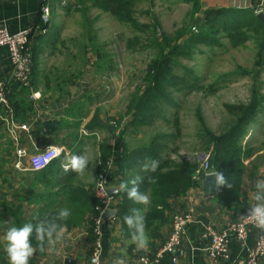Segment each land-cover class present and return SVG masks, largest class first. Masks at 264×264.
Segmentation results:
<instances>
[{
  "label": "trees",
  "instance_id": "16d2710c",
  "mask_svg": "<svg viewBox=\"0 0 264 264\" xmlns=\"http://www.w3.org/2000/svg\"><path fill=\"white\" fill-rule=\"evenodd\" d=\"M66 6L61 7L64 11H69L72 6H84L91 3L93 6H100L103 11L109 12L117 20L127 23L132 29L138 32L132 37L131 44L140 45V47L151 48L153 56L150 58L146 67L145 84L143 88H138L130 96L125 114L129 116L128 122H125L124 128L120 136L115 139L116 143L110 144L107 141L96 143L97 148V164L95 172L97 174L102 170H108L109 161L116 156L119 169H123V160L126 156L137 157L138 162L142 161L145 156L153 158L159 162L156 172L151 173V179L142 172L139 175L144 176V180L140 183L139 188L142 193L149 195L148 211L153 221L160 218L165 221V213L168 208V199L173 196L185 194L188 189L200 182V179L194 178L195 170L200 166L201 161L170 159L167 156V145L162 141V137H170L171 134L162 132L154 133L148 144L142 147L129 150L123 140L117 143L118 139L123 137L125 129L128 127L134 130H142L150 126L153 118L161 115L158 110L159 103L165 102L176 105L170 96L167 88L176 85L181 81V77L173 73V67L178 64L180 57L188 58L196 51L198 45L205 44L207 46H215L220 44V36L228 39L231 46L243 45L247 41H252L258 47L257 59L254 64L255 69L237 70L236 74L250 75L252 77V85L250 97L246 103L225 104L224 108L232 116V119L220 133L216 134L210 130L200 111L196 112L198 127L196 135L198 137V149L206 154V158L210 165V169L215 172H222L228 183L232 187L220 186L217 196L221 203L229 205L236 201L237 194L241 185V181L246 170L245 159L250 157L255 148L243 144L242 141L250 124L256 122L257 115L264 111V94L261 93L263 81L260 80V74L264 72V50L260 51L261 43L264 36V24L257 17L252 9L239 8H209L203 12V17L196 24L195 32L189 30V26L178 28L173 35L160 33L158 35V19L151 18V23H140L134 17L135 5L141 0H72ZM192 2V18L198 10V4L195 0ZM87 8L82 9L85 13ZM88 22V19L86 18ZM92 21L89 20L88 29L84 35L83 42L80 44V56L83 60V68L88 64H92L96 70L103 67L102 62L109 59V55L97 41V35L90 28ZM51 35L38 36L32 44V64L30 86L24 87L17 83L12 84L9 99L14 108L16 117L20 120H26L30 113H33V106L30 100V92L38 87L41 83L40 77H44L40 68V56L42 48L45 44L52 42V47L58 41L59 28L56 22L51 27ZM54 42V43H53ZM143 42V43H142ZM108 57V59H107ZM81 72V71H80ZM201 90L203 87L195 82L187 85V88ZM209 92L216 90V82L208 85ZM31 111V112H30ZM76 119L80 121L85 117L86 113L76 112ZM164 116V115H163ZM167 120V119H165ZM78 124V122H76ZM175 128V133L179 132L178 115L174 113L171 121ZM114 124L119 127L120 122ZM98 116L89 120L86 128L92 129L99 127ZM46 127V128H45ZM57 127L51 122L45 123L43 127H37L36 133L52 132ZM58 131L55 130L53 132ZM76 137V133H75ZM95 135L89 134V139H94ZM123 139V138H122ZM264 146V145H263ZM74 155L85 154V143L82 139L74 146H67ZM63 153L53 159L46 167L32 171L31 191L36 185L38 190L28 192L26 196L27 202H32L36 209L28 219L21 216V210L4 209L11 216L12 221L6 225V230L12 226H22L26 222L33 224L39 221H49L55 217L58 210L68 208L71 210L70 217L61 222L65 226L72 227L87 221L91 226L94 215V205L98 203V199L94 195L92 184L86 185L81 175L73 172L71 169L64 170ZM3 159V158H2ZM0 158V172L4 161ZM259 161L264 162V151L256 157ZM96 179V178H95ZM95 182V181H94ZM43 187V191H41ZM31 193V194H30ZM121 201L118 205V217L122 224L128 229L124 223V216L130 214V209L137 208L139 204L130 201L125 193H120ZM24 199L22 198V201ZM1 211L0 221L3 223L7 217ZM155 217V218H153ZM128 232L129 229H128ZM33 246L36 247V241L33 237ZM39 250L35 252L30 259L32 264L35 255L39 254ZM2 254L6 255L4 248Z\"/></svg>",
  "mask_w": 264,
  "mask_h": 264
},
{
  "label": "crops",
  "instance_id": "0c3cea01",
  "mask_svg": "<svg viewBox=\"0 0 264 264\" xmlns=\"http://www.w3.org/2000/svg\"><path fill=\"white\" fill-rule=\"evenodd\" d=\"M55 0L51 5V18L50 25L45 34V38L50 35L51 27L56 13L58 10H62L61 7L66 6L72 0ZM159 4L170 7H182L188 6L189 13L192 11L191 0H158ZM198 4V10L191 18V24H198L203 17V12L209 8H239V9H252L257 15L259 11L264 12V0H195ZM42 0H0V26H4L10 33L17 32L25 27H32L36 39L39 34V30L43 27L44 22L40 17ZM139 2L136 3V5ZM63 11V10H62ZM190 16V14H189ZM88 65H86V68ZM87 71L85 70L82 77L74 78L69 77L67 80L75 84L76 89H58L57 92H50L49 90L42 91L38 87L30 92V100L33 106V113L29 114L26 120L20 121L16 115L12 103L10 101L13 116L18 123H28L29 131L17 130L15 133L16 141L8 133V120L5 119V112L1 111L0 115V158L4 161L1 166L0 172V213L4 212L5 208L10 210H21V216L24 219H28L34 213L36 206L30 201L27 202L26 196L31 191L32 171L28 169L27 157L18 158L16 155V147L20 146L31 153L36 148H42L49 145H57L64 148L63 162L66 165L69 162L71 155H74L67 146H74L82 137L85 148L89 141L88 131L87 135L81 133L82 124L87 123L94 113L88 105L84 110L86 112V121L83 122L76 119V112L79 111L80 102L84 95L81 93V83L86 79L83 75ZM12 63L8 53V49L5 46L0 47V76L4 79L11 81ZM84 77V79H83ZM42 76L40 77V79ZM66 80V81H67ZM13 82L10 83V90L12 89ZM88 98L93 97L89 90H87ZM54 97L55 100H51ZM10 100V99H9ZM31 112V111H30ZM264 112V111H263ZM90 116V117H89ZM257 120V119H256ZM51 122L55 125L58 131L53 128L52 132L36 133L38 125L43 127L45 123ZM78 122V124L76 123ZM98 122L101 129L105 128V121L103 122L98 116ZM255 124L257 123L254 122ZM252 125V124H251ZM46 128V127H45ZM84 128L85 125H84ZM130 134L137 136V143L133 145L126 137L118 139L117 143L121 140L126 143L129 150L142 147L149 143V140L141 139L139 132L142 130H134L131 127ZM126 128V129H128ZM88 129V128H86ZM90 130V129H89ZM92 130V129H91ZM105 130V129H104ZM126 131V130H125ZM76 133V137H75ZM92 135V134H91ZM94 135V134H93ZM131 135V136H132ZM261 135V136H260ZM97 136V134H96ZM116 143L112 142L111 144ZM243 144H247L255 148V152L245 159L246 170L244 172L239 192L236 197V201L225 205L220 202L217 194H207L201 181L191 186L188 191L179 196H173L168 199V208L164 215L165 221H160V218H155L153 221L148 211V204H139L137 208L142 211L144 216L145 230L150 238L148 248L139 252L134 251V245L128 243L130 239V232L122 224L118 217V205L121 201L120 193H114L113 203L110 208L115 210L114 217L110 219H104L102 224V236H101V254L99 256V264H112V261L118 257H124L127 264H136L138 255L151 256L159 247V245L167 237L171 228L172 213L175 210L191 209L193 213L192 221L186 226L185 233L181 238L180 244L175 248L173 253H165L158 261L151 264H235L238 260H244L248 256V251L253 247L257 231L252 229L248 232L247 237L243 241H239L235 238H231L228 243V256L223 259H210L207 257L205 247L208 244L209 239L205 236V230L207 227L220 229L231 221L236 220L242 214L248 212L253 201L250 198V193L253 192L254 182L258 179H264V162L256 159L264 151V126L259 124V127L251 132L248 129ZM176 147L172 148L173 150ZM86 153V151H85ZM85 155V154H84ZM167 156L170 157L169 154ZM137 157H125L123 160V169H119L117 157L114 156L111 161V166L108 169L109 175L112 179V187H118L122 181H130L134 176L139 175V165ZM206 158V155L203 159ZM185 159L191 161L192 159L185 157ZM97 160V158H96ZM198 161V159H197ZM202 161V160H201ZM19 163V165H17ZM96 165V163H95ZM85 170L81 175L82 181L86 184L94 185L96 178L95 172ZM36 185L33 190H38ZM31 191V193H32ZM43 191V187H41ZM30 193V194H31ZM148 197V193L146 194ZM22 198L24 199L22 201ZM120 206V205H119ZM108 209V208H107ZM7 216L3 223L0 221V264H8V258L2 254L5 247V241L3 239L6 230V225L12 221L10 215L4 212ZM66 227L64 246L57 245L58 252L50 254L47 251L39 252L35 255L32 264H87L90 253L91 242L93 234L91 226L87 221L82 224L74 225L72 227ZM175 257L176 262H172V258ZM259 264H264V256L259 259Z\"/></svg>",
  "mask_w": 264,
  "mask_h": 264
},
{
  "label": "rangeland",
  "instance_id": "374dc122",
  "mask_svg": "<svg viewBox=\"0 0 264 264\" xmlns=\"http://www.w3.org/2000/svg\"><path fill=\"white\" fill-rule=\"evenodd\" d=\"M158 2V0L139 1L134 7L133 17L140 23H151V18L156 17L159 23L158 35L160 33L173 35L178 28L185 26H189L190 31L197 30L196 23L191 24L189 5V8L172 5L168 7ZM84 8L87 9L83 14ZM54 19L59 28L58 41L55 48H53L54 44L52 47V42L45 44L39 54L40 68L44 76L39 88L50 92H57L58 89H76L75 84L67 79L72 76L82 77L85 70L90 69L83 75L85 78H89L90 75V78L81 83L82 96L84 93L86 95L82 97L83 101L80 102L79 107L83 113H86L84 110L91 105L89 108L94 110V113L90 120L100 116L101 120L105 121V130L101 127H94L92 130L84 128L89 121L82 124V134L87 135L88 131L95 136L97 134L95 142L89 141L85 148V156L89 160L86 170L93 172V165L97 164L96 143L105 140L111 144L118 135L120 136L125 122L129 119L125 111L130 96L136 89L143 88L146 67L154 52L151 48L140 47L139 44L133 47L132 37L138 32L127 23L117 20L111 13L103 11L100 6H93L91 3H86L84 6L73 5L69 11L58 10ZM89 20L92 21L90 28L96 33L98 43L110 56L109 59L107 57L108 60L102 62L103 67L99 70H96L92 64H88V68L84 69V61L80 56V44L90 26ZM219 39V45L212 47L205 44L198 45L190 57L178 59V64L173 67V73L182 79L176 85L167 88L176 105L159 103L158 110H161V115L154 117L151 125L144 129L142 127V132H139L143 140H149L157 132L171 134L170 137L161 139L167 145V154L172 159L188 157L192 160H204L201 154L205 153L198 149L197 111L202 113L207 127L218 134L232 119L224 105L246 103L250 97L252 77L248 74L244 76L236 74L235 71L255 69L257 45L249 40L243 45L231 46L223 35ZM259 79L263 81L261 93L264 94L263 71ZM193 82L203 88L201 90L187 88V85ZM215 82L216 90L209 92L208 85ZM87 90L93 97L88 98ZM174 113L179 119L180 129L177 133L171 123ZM86 118L82 121L85 122ZM114 121L120 122L118 124L120 126L117 127ZM256 121V124L252 123L248 127L251 132H254L259 124L264 126V112L257 115ZM125 130L124 137L136 145L137 136L130 134V128ZM174 147L176 148L173 150Z\"/></svg>",
  "mask_w": 264,
  "mask_h": 264
},
{
  "label": "built area",
  "instance_id": "2783aa9c",
  "mask_svg": "<svg viewBox=\"0 0 264 264\" xmlns=\"http://www.w3.org/2000/svg\"><path fill=\"white\" fill-rule=\"evenodd\" d=\"M55 0H42L40 17L44 22L40 28L39 34H45L50 25L51 5ZM64 0L63 2H65ZM194 28V27H193ZM35 33L32 27H25L17 32L10 33L6 27L0 26V47L5 46L12 63L11 81L0 76V115L1 111L5 112V119L8 120V133L12 135L16 141L17 130L29 131L28 123H18L13 116V110L9 100L10 83H17L20 86L29 87L31 79V62H32V44ZM57 150L64 148L57 145H49L42 148H36L31 153L27 152L23 147L17 146L15 151L18 158L27 157L28 169L38 171L46 167L53 159L57 158ZM59 155V156H60ZM111 161L108 163V169L111 166ZM19 165V163H17ZM213 172L210 169L207 158L201 162L200 166L194 172V178L204 176L207 173ZM112 186V179L108 170L100 171L95 179L93 191L98 199V203L94 205V215L91 217V230L93 239L91 242L90 253L87 264H99V256L101 254V236L102 212L110 208L113 203V196L107 193V189ZM246 213L239 216L236 220L229 222L220 229L207 227L205 236L209 239L205 252L210 259H223L228 256V243L231 238L243 241L248 232L252 229L257 231V236L253 247L248 251V256L244 260H238L235 264H259V259L264 256V230L256 228L251 222L246 219ZM193 213L191 209L175 210L172 213L171 228L159 245L158 249L151 255H138L136 264H147L158 261L165 253H173L175 248L180 244L181 238L185 233L186 226L192 221ZM143 258V259H142ZM175 263V257L172 258Z\"/></svg>",
  "mask_w": 264,
  "mask_h": 264
},
{
  "label": "clouds",
  "instance_id": "9594fccd",
  "mask_svg": "<svg viewBox=\"0 0 264 264\" xmlns=\"http://www.w3.org/2000/svg\"><path fill=\"white\" fill-rule=\"evenodd\" d=\"M62 150H57V156ZM89 160L85 155H71L69 162L64 165V170L71 169L73 172L83 175ZM139 171L148 176L156 172L159 162L153 158L145 156L138 162ZM215 185L232 187L224 177L222 172L214 174ZM144 176L136 175L130 181H122L114 192L125 193L127 198L134 204H148L149 197L140 191L139 185L144 180ZM254 191L250 193L253 201L249 208L246 219L254 227L264 230V179H258L254 182ZM71 215V210L61 208L54 218L49 221H39L35 224L26 222L22 226H12L4 234V251L8 258V264H29L37 250L50 254L57 253V245L64 246L66 227L61 222L66 221ZM124 223L130 231L129 244L134 245V251L146 250L150 238L145 230L144 216L139 208L130 209V214L124 216ZM33 237L36 241V247L33 246ZM143 259V258H142ZM98 264V261H97ZM112 264H127L126 259L122 257L115 258ZM144 264H147L146 260Z\"/></svg>",
  "mask_w": 264,
  "mask_h": 264
},
{
  "label": "water",
  "instance_id": "95a60500",
  "mask_svg": "<svg viewBox=\"0 0 264 264\" xmlns=\"http://www.w3.org/2000/svg\"><path fill=\"white\" fill-rule=\"evenodd\" d=\"M257 17L260 18V20L264 24V12L259 11L257 13ZM263 49H264V36H263V40L261 43L260 50L262 51ZM201 156L204 157L205 154H201ZM215 173H217V172L213 171V172L207 173L202 178L201 185L207 194L213 195V194H217V192H218V188L216 187V185L214 183V181H215L214 174ZM114 189H115V187H112V186L109 187L107 189V193L110 195L114 194L115 193ZM114 215H115V210L112 208L105 209L101 214L102 218H104V219H110V218L114 217Z\"/></svg>",
  "mask_w": 264,
  "mask_h": 264
}]
</instances>
